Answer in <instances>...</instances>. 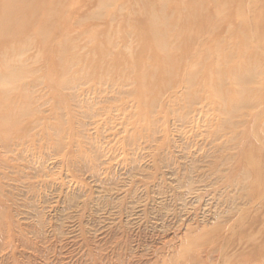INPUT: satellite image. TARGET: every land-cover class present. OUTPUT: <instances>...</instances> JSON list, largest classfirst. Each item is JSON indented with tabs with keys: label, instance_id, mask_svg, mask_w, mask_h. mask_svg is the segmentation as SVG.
I'll use <instances>...</instances> for the list:
<instances>
[{
	"label": "rangeland",
	"instance_id": "1",
	"mask_svg": "<svg viewBox=\"0 0 264 264\" xmlns=\"http://www.w3.org/2000/svg\"><path fill=\"white\" fill-rule=\"evenodd\" d=\"M25 1L0 26V264H170L187 226L229 216L262 240L264 0ZM159 12L189 85L141 58Z\"/></svg>",
	"mask_w": 264,
	"mask_h": 264
},
{
	"label": "bare ground",
	"instance_id": "2",
	"mask_svg": "<svg viewBox=\"0 0 264 264\" xmlns=\"http://www.w3.org/2000/svg\"><path fill=\"white\" fill-rule=\"evenodd\" d=\"M17 4L20 5L17 6ZM24 6H26L25 0H9L4 4V6L2 5L0 7V10L3 11L4 15L2 17V20L0 19V26H4L6 28L8 25V27L11 28V22H6L8 21V19H11V16L17 18L19 17V15L21 16L25 10ZM188 10L189 13L186 16L184 15L185 17L182 18L183 21L181 24L182 27L185 25L187 28L186 30H184V36L187 38H189L188 33L192 34L197 31L196 26H193L191 24L201 22L205 19L204 15L197 12L198 10L194 8L193 4L188 6ZM158 15L160 19L159 23H156L155 19H153L150 14L148 15V23L146 21V34L149 36L150 40L148 41V46L145 47V55H143L141 58L144 59L147 57V53H151L152 57L149 58L150 56H148V59L152 60L154 76L157 80H159L158 82L161 81V83H165L179 74L183 76V78L187 79V84L189 85L195 77L196 70L192 65L190 68H188L187 65H182V57L186 53L188 45L187 43H185V40L181 41L182 44H180L178 47L180 50V55L178 57L174 56L176 54L173 55V53L178 51V48L175 47L174 49H170L167 46L168 43L166 38H168V36L166 35V32L160 31V28L166 25V16L161 12H159ZM184 28L185 27H183V29ZM244 28L247 29L246 26H244L243 29ZM245 35H247V33H245ZM254 36L255 40H257L259 43L263 42L261 37H259L258 35L256 36L255 34ZM145 51L147 52L145 53ZM194 55L199 60L198 51ZM227 65L228 64H225L224 66ZM233 69L234 68L232 66L227 68L224 67L223 73L228 74L229 76H233L236 71ZM206 79L214 84L215 90H217L215 91V95L217 94L218 96H221V76H216V73L213 70L207 73ZM150 85L151 84L145 86L144 89L148 90ZM235 86L237 88L235 90L239 95L240 91L237 80L235 82ZM140 90L141 93L144 94L141 84ZM251 159L253 163L257 161L254 156ZM254 175L255 176L253 177L251 184H249L248 187V197L250 199L264 198V188H262L264 186L263 181L256 172H254ZM221 218L222 220L217 218V222L214 223L213 226H209L210 230H208V228L206 227L207 230L203 229L201 233L197 231V233L199 234H195L194 236H192V234L196 233L195 229L199 228L194 229L191 226H187V233L189 235L191 234L190 236L192 237H190L189 235H185V238L181 244L182 247L178 252L177 250H175V247L172 246L174 248V253H178V257L176 260L172 261L173 263L170 264H264V236H262V240L260 241H253V238L251 236L248 237V235H243L239 232L240 236L237 239V243L234 242L236 240V237H234L235 227L240 225L238 228H246L249 226L248 224L250 223V221L241 218L234 219V216ZM230 242L233 243L230 244ZM232 250L235 251L231 253Z\"/></svg>",
	"mask_w": 264,
	"mask_h": 264
}]
</instances>
